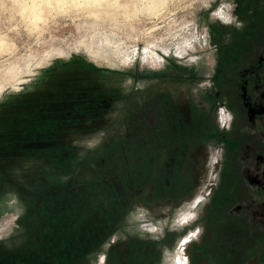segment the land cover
I'll return each mask as SVG.
<instances>
[{
	"label": "rangeland",
	"instance_id": "374dc122",
	"mask_svg": "<svg viewBox=\"0 0 264 264\" xmlns=\"http://www.w3.org/2000/svg\"><path fill=\"white\" fill-rule=\"evenodd\" d=\"M153 1H42L33 21L0 0V264H177L192 221L181 216L218 151L182 140L219 126L228 40L213 34L239 30L240 11L165 0L154 12ZM189 185L172 209L171 188Z\"/></svg>",
	"mask_w": 264,
	"mask_h": 264
},
{
	"label": "flooded vegetation",
	"instance_id": "af4514ba",
	"mask_svg": "<svg viewBox=\"0 0 264 264\" xmlns=\"http://www.w3.org/2000/svg\"><path fill=\"white\" fill-rule=\"evenodd\" d=\"M235 2L239 30L215 28L213 34L228 40L218 50L213 83V104L222 110L219 126L182 140L190 141V149L204 136L218 150L214 178L195 196L194 218L183 228L195 238L185 247L186 264H264V0ZM181 154L186 184L193 150ZM179 190L171 188L172 209L191 186Z\"/></svg>",
	"mask_w": 264,
	"mask_h": 264
},
{
	"label": "bare ground",
	"instance_id": "6f19581e",
	"mask_svg": "<svg viewBox=\"0 0 264 264\" xmlns=\"http://www.w3.org/2000/svg\"><path fill=\"white\" fill-rule=\"evenodd\" d=\"M18 1L20 2L21 11L25 15L29 16L33 21H37L42 16V13H41V8H42L41 7V3H42V1H46L47 3H53V4H54V2H56L60 7H65V5L67 3H75V4H77L80 0H31V1L18 0ZM84 1L85 0H83V2ZM103 1H105V0H86V3L97 5V4L103 3ZM79 3H81V2H79ZM165 3H166L165 0H154L151 5H148L147 9L150 10V11L158 12L159 7L162 6ZM156 54L157 53L155 51V52H153V54H151V56H154ZM194 215H195V213L191 209L189 211H187L186 213H183V216H181L182 217L181 223L182 224L188 223L189 221H191L194 218ZM193 237H194V234L190 233V234H187L182 239V243H181V245L179 247V250L177 252V258H176V263L177 264H185L186 263L185 260L183 262V258H185L186 256L184 257V255L182 254L183 250H181V249H182V246L184 244L187 245L191 240H193L192 239ZM52 258H54V257H52Z\"/></svg>",
	"mask_w": 264,
	"mask_h": 264
},
{
	"label": "built area",
	"instance_id": "2783aa9c",
	"mask_svg": "<svg viewBox=\"0 0 264 264\" xmlns=\"http://www.w3.org/2000/svg\"><path fill=\"white\" fill-rule=\"evenodd\" d=\"M185 247H186V245L184 244V245L182 246V249H181V250H183V253H184Z\"/></svg>",
	"mask_w": 264,
	"mask_h": 264
},
{
	"label": "trees",
	"instance_id": "16d2710c",
	"mask_svg": "<svg viewBox=\"0 0 264 264\" xmlns=\"http://www.w3.org/2000/svg\"><path fill=\"white\" fill-rule=\"evenodd\" d=\"M118 165H119V166H121V168H122V165H121V163H119ZM110 175H111V174H110ZM110 175H109V177H110ZM101 177H103V176L101 175ZM109 177H108V178H109Z\"/></svg>",
	"mask_w": 264,
	"mask_h": 264
},
{
	"label": "clouds",
	"instance_id": "9594fccd",
	"mask_svg": "<svg viewBox=\"0 0 264 264\" xmlns=\"http://www.w3.org/2000/svg\"><path fill=\"white\" fill-rule=\"evenodd\" d=\"M90 146H93V147H94L95 145H94V144H92V145H90Z\"/></svg>",
	"mask_w": 264,
	"mask_h": 264
}]
</instances>
